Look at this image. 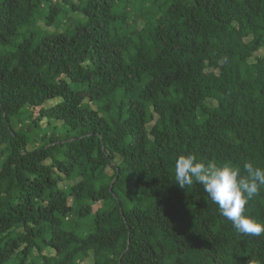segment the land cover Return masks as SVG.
Instances as JSON below:
<instances>
[{"label": "trees", "instance_id": "obj_1", "mask_svg": "<svg viewBox=\"0 0 264 264\" xmlns=\"http://www.w3.org/2000/svg\"><path fill=\"white\" fill-rule=\"evenodd\" d=\"M127 1L0 0V49L22 36L0 51V264H264V234L174 179L188 154L264 168V0Z\"/></svg>", "mask_w": 264, "mask_h": 264}, {"label": "clouds", "instance_id": "obj_2", "mask_svg": "<svg viewBox=\"0 0 264 264\" xmlns=\"http://www.w3.org/2000/svg\"><path fill=\"white\" fill-rule=\"evenodd\" d=\"M175 183L186 189L193 184L202 186L211 201L218 206L220 215L230 221L242 234H264V223L246 214V206L264 190V168L251 161L241 166L218 165L198 161L196 156L180 155L174 166Z\"/></svg>", "mask_w": 264, "mask_h": 264}, {"label": "rangeland", "instance_id": "obj_3", "mask_svg": "<svg viewBox=\"0 0 264 264\" xmlns=\"http://www.w3.org/2000/svg\"><path fill=\"white\" fill-rule=\"evenodd\" d=\"M71 1H72V2H77V0H71ZM153 1H154V3H155L157 6H159V7H166V5H167V4H166L167 2H166L165 0H153ZM140 2H141V0H128V1H127L128 6H129L128 11H129V13H130L131 16L135 13V12L132 10V5L136 6V7L133 8V9L138 10V8H140V4L138 5V3H140ZM145 7H147V6H145ZM68 14H69L71 17H76V18H78V16H77V15H74L72 12H69ZM142 25H143V24H142L141 22H138V23L136 24V27H137V28H141ZM37 26H38V28H39L40 30L46 31V32H48V33H49V32L52 33V32H55V31L60 32V31H62V30L65 29V25L60 26L58 29H55V28H53L52 26H51V27H45V26L43 25V20H41V19L37 20ZM21 38H22V36H19L17 39L13 40V42H11L9 45L5 46L4 48H1L0 51H1V52H4V51H8V50L12 49V47H13L14 45H16V44L21 40ZM261 53H262V51L258 52L257 55H261ZM251 61H252V59H251ZM46 106H47V105H46ZM53 124L56 125V126H58V127L61 126L60 123H58V122H53ZM44 125H45V122L42 121V126H44ZM118 161H119V158H118V157H115V160H114V162H113V165L117 164ZM112 167H113V166L106 168V173H107V174H109V175L112 174V172H113ZM67 184H71V182L64 181V182H60V183H59V185H60L61 187H65ZM69 202H70V200H69ZM98 207H99V204H96L95 206H93V210H95V209L98 208ZM35 254H36V253H35ZM44 254H46V255H52V254H53V251L50 250V249H46V250H44ZM90 263H91V260L88 259V260H86L83 264H90Z\"/></svg>", "mask_w": 264, "mask_h": 264}]
</instances>
